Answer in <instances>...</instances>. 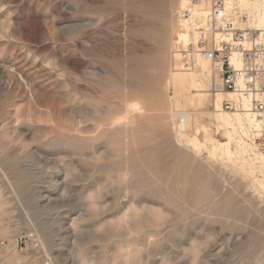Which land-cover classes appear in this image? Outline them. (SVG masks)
<instances>
[{
	"label": "rangeland",
	"instance_id": "374dc122",
	"mask_svg": "<svg viewBox=\"0 0 264 264\" xmlns=\"http://www.w3.org/2000/svg\"><path fill=\"white\" fill-rule=\"evenodd\" d=\"M180 11L0 0V264H264L261 174L178 131L202 114L226 141L212 78L201 104L173 95Z\"/></svg>",
	"mask_w": 264,
	"mask_h": 264
},
{
	"label": "built area",
	"instance_id": "2783aa9c",
	"mask_svg": "<svg viewBox=\"0 0 264 264\" xmlns=\"http://www.w3.org/2000/svg\"><path fill=\"white\" fill-rule=\"evenodd\" d=\"M200 5L208 6L202 17L194 14ZM179 15L180 32L173 49L178 68L190 70L199 58L209 61L214 96L232 95L222 100L221 108L259 120V130L247 138L264 149V29L242 26L250 17L237 0H188ZM181 22L188 23V30ZM186 31L188 40L183 41L179 34Z\"/></svg>",
	"mask_w": 264,
	"mask_h": 264
},
{
	"label": "bare ground",
	"instance_id": "6f19581e",
	"mask_svg": "<svg viewBox=\"0 0 264 264\" xmlns=\"http://www.w3.org/2000/svg\"><path fill=\"white\" fill-rule=\"evenodd\" d=\"M187 2L188 0H180V8H185ZM237 2L239 7L244 9L250 17L242 26L263 30L264 0H237ZM207 10L208 6L204 7L200 5L195 7L194 14L202 17ZM181 23L182 26L185 27V30H188V23ZM179 38L183 41H187V31L185 34H179ZM198 64L201 65L203 73L197 74L193 71L181 70L175 63L176 70H180V72L170 73L169 83L173 88V95L176 102L193 105L195 103L201 104L206 100L208 94L205 80L207 79L206 81L210 80L211 82L212 65L209 61L200 58L196 60L195 67ZM235 65L237 67L239 66L236 62ZM208 67H210V69L209 72L206 73V77L205 72L208 71ZM224 98H232V95L225 93H218L215 95L213 103L214 111L212 114H209V116L213 121L212 123H215L218 128H222L226 137L225 142H217L212 139L208 132L210 128H207L205 125L206 121L204 124L202 123V114L196 115L194 118L184 114L180 119L181 121L178 123V131L185 138L186 143L194 150H200L204 146L200 144L196 137L191 138L185 133L187 130H195L196 132L202 131L205 140L211 144L210 147L205 145L209 148L204 147L210 159L215 161L227 159V161L233 164L234 171L241 176L252 177L255 172H258L261 174L263 180H255L253 182L254 184H262L264 181V153H260L257 146L251 142L245 141V138L248 137L252 131L259 130V120L240 112H226L221 108V103ZM205 140L204 142L206 143ZM232 145H234V150L231 148Z\"/></svg>",
	"mask_w": 264,
	"mask_h": 264
}]
</instances>
